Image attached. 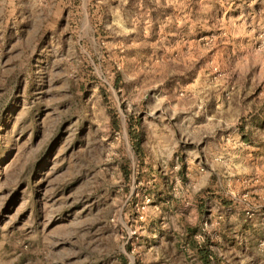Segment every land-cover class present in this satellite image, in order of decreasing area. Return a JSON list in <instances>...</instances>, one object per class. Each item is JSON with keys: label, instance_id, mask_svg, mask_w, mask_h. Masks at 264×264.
I'll list each match as a JSON object with an SVG mask.
<instances>
[{"label": "rangeland", "instance_id": "obj_1", "mask_svg": "<svg viewBox=\"0 0 264 264\" xmlns=\"http://www.w3.org/2000/svg\"><path fill=\"white\" fill-rule=\"evenodd\" d=\"M0 264H264V0H0Z\"/></svg>", "mask_w": 264, "mask_h": 264}, {"label": "trees", "instance_id": "obj_2", "mask_svg": "<svg viewBox=\"0 0 264 264\" xmlns=\"http://www.w3.org/2000/svg\"><path fill=\"white\" fill-rule=\"evenodd\" d=\"M199 250L201 252L200 255H202L203 257H205L207 259L212 254V250L208 246H201Z\"/></svg>", "mask_w": 264, "mask_h": 264}]
</instances>
